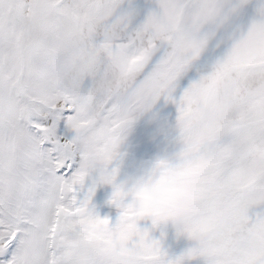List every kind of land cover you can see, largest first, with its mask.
I'll return each mask as SVG.
<instances>
[{
    "label": "snow or ice",
    "instance_id": "snow-or-ice-1",
    "mask_svg": "<svg viewBox=\"0 0 264 264\" xmlns=\"http://www.w3.org/2000/svg\"><path fill=\"white\" fill-rule=\"evenodd\" d=\"M158 104L191 199L141 222L116 161ZM0 264H264V0H0Z\"/></svg>",
    "mask_w": 264,
    "mask_h": 264
},
{
    "label": "rangeland",
    "instance_id": "rangeland-1",
    "mask_svg": "<svg viewBox=\"0 0 264 264\" xmlns=\"http://www.w3.org/2000/svg\"><path fill=\"white\" fill-rule=\"evenodd\" d=\"M174 126V111L163 104H158L152 113L137 120L119 149L121 156L116 161L119 184L130 187L144 177L157 161L174 157L179 148L175 141ZM112 192V186L98 184L92 205L101 219L107 218L114 224L119 210L109 203ZM164 243L175 254L187 246L186 240L176 238L171 225L165 229Z\"/></svg>",
    "mask_w": 264,
    "mask_h": 264
},
{
    "label": "clouds",
    "instance_id": "clouds-1",
    "mask_svg": "<svg viewBox=\"0 0 264 264\" xmlns=\"http://www.w3.org/2000/svg\"><path fill=\"white\" fill-rule=\"evenodd\" d=\"M193 164L181 156H174L159 167L153 166L137 184L132 201L138 221L164 223L175 212L187 209L191 199ZM96 243L103 245L105 254L118 259L124 237L110 233L106 227L98 231Z\"/></svg>",
    "mask_w": 264,
    "mask_h": 264
}]
</instances>
